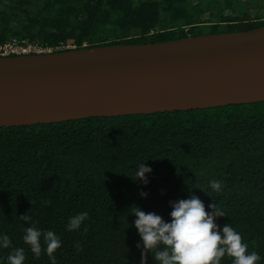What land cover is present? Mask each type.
Instances as JSON below:
<instances>
[{
  "label": "trees",
  "instance_id": "16d2710c",
  "mask_svg": "<svg viewBox=\"0 0 264 264\" xmlns=\"http://www.w3.org/2000/svg\"><path fill=\"white\" fill-rule=\"evenodd\" d=\"M262 25L264 0H0V47L17 39L58 51ZM141 163L152 170L146 184L132 179ZM190 188L207 211L214 202L226 213L215 220L219 230L230 224L264 264V101L1 126L0 237L11 244L0 246V264L16 248L24 264H51L43 235L39 258L24 242L30 226L59 237L56 264H141L131 208L170 222V202L189 198ZM82 212L88 218L69 231ZM146 264H156L150 253Z\"/></svg>",
  "mask_w": 264,
  "mask_h": 264
},
{
  "label": "water",
  "instance_id": "95a60500",
  "mask_svg": "<svg viewBox=\"0 0 264 264\" xmlns=\"http://www.w3.org/2000/svg\"><path fill=\"white\" fill-rule=\"evenodd\" d=\"M264 101V25L0 56V127Z\"/></svg>",
  "mask_w": 264,
  "mask_h": 264
},
{
  "label": "clouds",
  "instance_id": "9594fccd",
  "mask_svg": "<svg viewBox=\"0 0 264 264\" xmlns=\"http://www.w3.org/2000/svg\"><path fill=\"white\" fill-rule=\"evenodd\" d=\"M151 171L150 167L141 163L135 178L132 179L142 180L146 184L148 181L145 173ZM210 186L216 192L222 191V183L219 180L210 181ZM140 194L147 195L144 192ZM170 203L172 204L170 222H166L154 212H145L138 206L131 208L130 213L137 217L133 222L134 226L143 242L141 264H146L149 253L156 264H221L222 258L226 255L232 259V264H257L261 259L256 251L248 252V245L243 241L241 234L230 224L226 223L222 231L219 230L215 220L226 213L216 203L209 204L208 207L212 211H207L203 201L191 193V188L189 198ZM87 218V212L71 217L68 230L78 229ZM20 219L30 221L31 217L25 213ZM42 235L46 245L44 251L51 264H56L54 253L61 247V241L53 231L48 230L42 234L35 226H30L25 229L23 240L30 246L35 257L39 258L42 253ZM10 244L8 235L0 237V246L8 248ZM76 247L79 251V244ZM137 247L141 245L138 243ZM25 258L24 249L16 248L7 259L8 264H24Z\"/></svg>",
  "mask_w": 264,
  "mask_h": 264
},
{
  "label": "built area",
  "instance_id": "2783aa9c",
  "mask_svg": "<svg viewBox=\"0 0 264 264\" xmlns=\"http://www.w3.org/2000/svg\"><path fill=\"white\" fill-rule=\"evenodd\" d=\"M73 47V46H68ZM52 48H44L38 44L13 39L0 47V55L22 54L31 52L52 51Z\"/></svg>",
  "mask_w": 264,
  "mask_h": 264
},
{
  "label": "rangeland",
  "instance_id": "374dc122",
  "mask_svg": "<svg viewBox=\"0 0 264 264\" xmlns=\"http://www.w3.org/2000/svg\"><path fill=\"white\" fill-rule=\"evenodd\" d=\"M222 29L224 28L223 26L221 27ZM203 32V34H207V33H210L211 30L209 29V27H203V28H200V29H196V31H200Z\"/></svg>",
  "mask_w": 264,
  "mask_h": 264
}]
</instances>
